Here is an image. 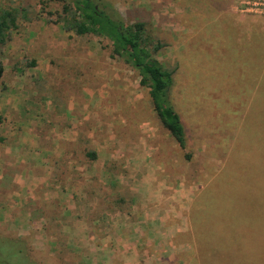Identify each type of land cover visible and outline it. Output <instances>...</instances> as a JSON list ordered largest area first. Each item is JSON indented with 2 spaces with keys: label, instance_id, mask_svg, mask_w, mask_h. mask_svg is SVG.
<instances>
[{
  "label": "rangeland",
  "instance_id": "obj_1",
  "mask_svg": "<svg viewBox=\"0 0 264 264\" xmlns=\"http://www.w3.org/2000/svg\"><path fill=\"white\" fill-rule=\"evenodd\" d=\"M108 1L163 43L187 149L108 39L63 29L62 2L0 0L18 13L0 44V149L16 167L0 264H264V16L242 0ZM36 150V169L18 164Z\"/></svg>",
  "mask_w": 264,
  "mask_h": 264
},
{
  "label": "trees",
  "instance_id": "obj_2",
  "mask_svg": "<svg viewBox=\"0 0 264 264\" xmlns=\"http://www.w3.org/2000/svg\"><path fill=\"white\" fill-rule=\"evenodd\" d=\"M62 11L59 22L65 31L79 35L94 34L108 39L112 45V57L124 60L138 70L142 86L148 88L150 99L162 125L175 137L182 149H187V132L180 113L175 109L171 89L175 70L169 69L157 57L163 43L151 37L143 21L127 22L108 0H59ZM15 9L0 10V44H5L18 27V13ZM4 66L0 60V78ZM4 117L0 115V124ZM95 159L96 154H89ZM190 157V154H187ZM197 239L200 225H194ZM194 229V228H193ZM10 239V238H9ZM30 258L28 247L21 241L10 239ZM199 241H197L198 244ZM31 263L35 262L30 258ZM34 264H39L35 262Z\"/></svg>",
  "mask_w": 264,
  "mask_h": 264
},
{
  "label": "crops",
  "instance_id": "obj_3",
  "mask_svg": "<svg viewBox=\"0 0 264 264\" xmlns=\"http://www.w3.org/2000/svg\"><path fill=\"white\" fill-rule=\"evenodd\" d=\"M230 9V8H229ZM243 15V14H242ZM249 15H255V16H262V15H258V14H248L247 16H249ZM243 17H245V16H243ZM3 122H4V120H3ZM2 122V123H3ZM49 129H47V131H48ZM37 139H34V142L36 141ZM35 143H37V142H35ZM40 149H38V151H39ZM2 151L3 150H1L0 149V187H4L6 190L4 191V194L1 196V198L3 199V197L5 196V193L6 192H9L10 191V188H11V186L14 184V183H16L15 182V179H13V176H12V174H14V172H15V168H14V166L11 164V162L10 161H5V159L3 158V154H2ZM41 151V150H40ZM15 153V154H14ZM14 153H11V152H5V157H7V156H11V155H13L14 157H17V150L16 151H14ZM41 153H42V151H41ZM41 153H39V154H41ZM36 154H37V150L32 154H28V153H25V156L28 158V160H23L22 161V159H21V157H22V155H19L18 157H19V159H20V162L18 163V164H22V165H25L27 168H28V165L29 166H33V168H31L32 170H34V169H36L38 166H36V164H32V162L30 163V159H36ZM54 155H55V153H54ZM59 155V154H58ZM51 156H52V154H51ZM39 157H41L40 155H39ZM47 157V156H46ZM23 159H24V156H23ZM25 161V162H24ZM28 161V162H27ZM30 163V164H29ZM6 165H7V167H6ZM22 165H20V166H22ZM5 169V170H4ZM27 170H29V169H27ZM8 173H11L10 174V176L8 175ZM6 174V175H5ZM6 176V177H5ZM9 176V177H8ZM14 182V183H13ZM30 187H28V189H29ZM8 196V195H7ZM10 197H11V195H10ZM0 198V199H1Z\"/></svg>",
  "mask_w": 264,
  "mask_h": 264
},
{
  "label": "built area",
  "instance_id": "obj_4",
  "mask_svg": "<svg viewBox=\"0 0 264 264\" xmlns=\"http://www.w3.org/2000/svg\"><path fill=\"white\" fill-rule=\"evenodd\" d=\"M242 14H258L264 16V0H242L241 7L237 8Z\"/></svg>",
  "mask_w": 264,
  "mask_h": 264
}]
</instances>
